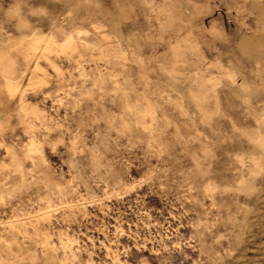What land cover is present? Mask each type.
<instances>
[{
    "label": "clouds",
    "instance_id": "obj_1",
    "mask_svg": "<svg viewBox=\"0 0 264 264\" xmlns=\"http://www.w3.org/2000/svg\"><path fill=\"white\" fill-rule=\"evenodd\" d=\"M261 213L264 0H0V264H264Z\"/></svg>",
    "mask_w": 264,
    "mask_h": 264
},
{
    "label": "rangeland",
    "instance_id": "obj_2",
    "mask_svg": "<svg viewBox=\"0 0 264 264\" xmlns=\"http://www.w3.org/2000/svg\"><path fill=\"white\" fill-rule=\"evenodd\" d=\"M45 64L44 62H41V67H44ZM173 214H176L175 212ZM115 220H111L109 221V223L111 224H115ZM162 222V221H161ZM253 223H254V227L252 229L253 233L255 234V240L254 243L264 247V213L260 214V218H253ZM89 228H91V225L88 226ZM124 229L125 231H127L128 229V224L124 225ZM112 231H115V229H111ZM133 231H135V226L133 225ZM183 231V230H182ZM96 235L99 237V240L102 241L104 240V236L100 233H96ZM124 239H127L126 237ZM123 242V241H122ZM97 246L99 247V242L97 243Z\"/></svg>",
    "mask_w": 264,
    "mask_h": 264
}]
</instances>
